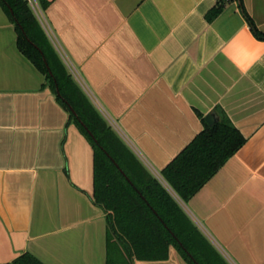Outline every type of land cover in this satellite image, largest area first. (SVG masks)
I'll list each match as a JSON object with an SVG mask.
<instances>
[{
  "label": "crops",
  "instance_id": "1",
  "mask_svg": "<svg viewBox=\"0 0 264 264\" xmlns=\"http://www.w3.org/2000/svg\"><path fill=\"white\" fill-rule=\"evenodd\" d=\"M218 2L37 0L32 10L74 80L166 187L162 171L208 114L241 131L245 145L188 203L168 189L211 246L195 250L202 264H264V36L252 28L264 35V0H230L208 21ZM59 96L19 50L0 4V264L25 253L107 264L95 151ZM134 264L189 263L170 247L167 260Z\"/></svg>",
  "mask_w": 264,
  "mask_h": 264
},
{
  "label": "trees",
  "instance_id": "2",
  "mask_svg": "<svg viewBox=\"0 0 264 264\" xmlns=\"http://www.w3.org/2000/svg\"><path fill=\"white\" fill-rule=\"evenodd\" d=\"M227 0L206 14L219 15ZM17 23L19 50L47 78L95 151L94 202L107 218V264L164 261L175 247L189 264H202L196 249L211 246L171 194L188 203L245 145L247 138L222 116L204 129L157 179L109 126L56 54L27 0H0ZM251 23V20L249 18ZM257 37L264 35L258 32ZM87 129H85V127ZM89 132L93 135L91 136ZM9 264H43L25 253Z\"/></svg>",
  "mask_w": 264,
  "mask_h": 264
},
{
  "label": "water",
  "instance_id": "3",
  "mask_svg": "<svg viewBox=\"0 0 264 264\" xmlns=\"http://www.w3.org/2000/svg\"><path fill=\"white\" fill-rule=\"evenodd\" d=\"M206 120V123L209 125V126H214L216 125L219 121H220V117L218 116V114L216 112H213L211 114H208L205 118ZM86 128V127H85ZM89 134L91 136H93L90 132Z\"/></svg>",
  "mask_w": 264,
  "mask_h": 264
},
{
  "label": "built area",
  "instance_id": "4",
  "mask_svg": "<svg viewBox=\"0 0 264 264\" xmlns=\"http://www.w3.org/2000/svg\"><path fill=\"white\" fill-rule=\"evenodd\" d=\"M28 1V3H29V5H30V7H31V9H36L37 7H38V3H37V0H27ZM227 1H230V0H227ZM69 67H70V69H71V66L69 65ZM68 68V67H67ZM70 73V72H69ZM71 74V73H70ZM72 75V74H71ZM72 77H73V75H72ZM74 78V77H73ZM75 79V78H74ZM77 82V81H76ZM77 84L79 85V83L77 82ZM80 86V85H79ZM81 88H82V90L84 91L85 89H84V87L81 85L80 86ZM85 92V94L88 96V92L85 90L84 91ZM89 97V96H88ZM90 99V98H89ZM91 100V99H90ZM92 102V101H91ZM94 105V104H93ZM95 106V105H94ZM96 107V106H95ZM97 109V108H96ZM98 110V109H97ZM99 111V110H98Z\"/></svg>",
  "mask_w": 264,
  "mask_h": 264
}]
</instances>
